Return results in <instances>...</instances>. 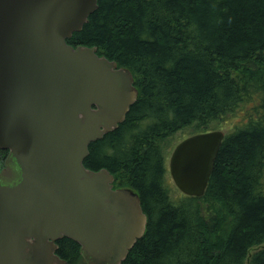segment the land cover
Here are the masks:
<instances>
[{
  "label": "trees",
  "instance_id": "1",
  "mask_svg": "<svg viewBox=\"0 0 264 264\" xmlns=\"http://www.w3.org/2000/svg\"><path fill=\"white\" fill-rule=\"evenodd\" d=\"M67 42L129 68L138 89L83 161L135 190L147 214L120 264H264V0H98ZM241 109L204 194L173 199L167 139L217 129ZM56 242L68 264H86L77 241Z\"/></svg>",
  "mask_w": 264,
  "mask_h": 264
},
{
  "label": "water",
  "instance_id": "2",
  "mask_svg": "<svg viewBox=\"0 0 264 264\" xmlns=\"http://www.w3.org/2000/svg\"><path fill=\"white\" fill-rule=\"evenodd\" d=\"M98 0H0V264H68L57 240L77 241L86 264H120L146 230L139 194L83 161L138 97L131 70L67 42ZM225 136L196 132L169 158L176 186L202 196Z\"/></svg>",
  "mask_w": 264,
  "mask_h": 264
},
{
  "label": "rangeland",
  "instance_id": "3",
  "mask_svg": "<svg viewBox=\"0 0 264 264\" xmlns=\"http://www.w3.org/2000/svg\"><path fill=\"white\" fill-rule=\"evenodd\" d=\"M241 113H242V109L241 112H237V114H235L234 116H229L228 119H226L225 121H223L221 123L222 126L219 125L218 128L223 129L224 131H229V128L234 125L236 122H238L241 118ZM192 129L191 128H186L183 130H179L176 133H174L173 135H171L167 141L164 144V149H165V164L168 170V165H169V157L172 153V150L174 148V146L183 138H185L186 136L190 135V131ZM166 181H167V185L169 187L170 190V194L172 196L173 199L177 200L179 198H181V196H183L184 194L177 188L176 184L174 183L170 172L168 171L166 174Z\"/></svg>",
  "mask_w": 264,
  "mask_h": 264
},
{
  "label": "flooded vegetation",
  "instance_id": "4",
  "mask_svg": "<svg viewBox=\"0 0 264 264\" xmlns=\"http://www.w3.org/2000/svg\"><path fill=\"white\" fill-rule=\"evenodd\" d=\"M4 150L6 151V152H4ZM8 150L7 149H0V155H1V157H0V170L3 168V166H4V162H5V158H6V156L8 155Z\"/></svg>",
  "mask_w": 264,
  "mask_h": 264
}]
</instances>
